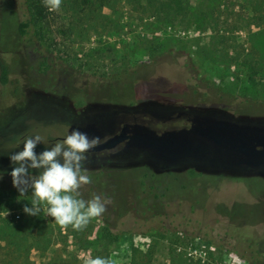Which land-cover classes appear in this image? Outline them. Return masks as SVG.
Returning a JSON list of instances; mask_svg holds the SVG:
<instances>
[{
	"label": "rangeland",
	"instance_id": "obj_1",
	"mask_svg": "<svg viewBox=\"0 0 264 264\" xmlns=\"http://www.w3.org/2000/svg\"><path fill=\"white\" fill-rule=\"evenodd\" d=\"M84 1L49 11L0 0V264H264V160L211 139L207 155L163 156L140 140L87 153L81 198L108 203L82 231L23 211L31 190L13 186L9 157L26 138L41 136L39 154L71 127L106 138L119 122L155 138L195 120L264 133V0H182L185 14L156 0Z\"/></svg>",
	"mask_w": 264,
	"mask_h": 264
},
{
	"label": "clouds",
	"instance_id": "obj_2",
	"mask_svg": "<svg viewBox=\"0 0 264 264\" xmlns=\"http://www.w3.org/2000/svg\"><path fill=\"white\" fill-rule=\"evenodd\" d=\"M44 5L49 11H55L60 8L61 0H44ZM40 143L39 135L26 138L23 150L9 157L14 165L10 173L13 186L20 196L31 190L32 206L25 205L23 211L30 216H38L43 211L62 229L71 226L82 231L91 219L100 217L107 210L108 201L100 195L85 200L79 191L92 182L85 163L87 153L100 143V139L90 138L86 132L74 128L62 141L37 154L35 149ZM85 264H116V261L96 257L88 258Z\"/></svg>",
	"mask_w": 264,
	"mask_h": 264
},
{
	"label": "flooded vegetation",
	"instance_id": "obj_3",
	"mask_svg": "<svg viewBox=\"0 0 264 264\" xmlns=\"http://www.w3.org/2000/svg\"><path fill=\"white\" fill-rule=\"evenodd\" d=\"M70 130H72V127L69 128V133ZM79 130L86 132L90 138L99 137L100 142L115 134L123 133L126 139L122 143L140 140L145 143L146 147L157 149L163 156L172 155L175 151H178L179 153L177 155L180 156L190 155L192 153L196 155L198 153L199 155H207L208 149L206 141L211 139L215 142L214 144L216 146L235 149L249 161L264 160V133L261 134L259 128L240 127L237 124L224 121L210 122L207 120H195L194 125H191L189 122L181 125V129L179 130L180 135L196 134L203 140L202 143H199L198 148L187 143L188 141L182 143V146H179L172 139L174 135L172 132L163 138L159 136L156 138L151 137L148 135L146 129L138 126L136 123L119 122L116 130L106 138L98 136V133L90 127ZM64 138L62 137V140Z\"/></svg>",
	"mask_w": 264,
	"mask_h": 264
},
{
	"label": "trees",
	"instance_id": "obj_4",
	"mask_svg": "<svg viewBox=\"0 0 264 264\" xmlns=\"http://www.w3.org/2000/svg\"><path fill=\"white\" fill-rule=\"evenodd\" d=\"M82 2H85L84 0H82ZM156 7L157 9H165V10H171L176 14H185L186 12V6L185 3L182 0H156ZM26 11L29 13L30 17L29 20H35L36 17H40V11L39 9L33 5L32 3L28 4ZM36 16V17H35ZM26 22H21L18 24V33L19 34H23L24 30L23 28L26 27ZM8 68L7 66L0 61V83L2 85H4L7 80H8ZM160 80V79H158ZM162 81V79L160 80V82ZM153 86H155V84L153 83H149L148 87L152 88ZM183 125V124H181ZM174 135L172 136V139L174 140V142H176L179 146H182L181 144L188 141L187 138L185 136L180 135V133L175 134L174 132H172ZM3 177L2 179H0V187H4L5 185L3 184ZM107 231V230H106ZM109 231L104 233V236H109ZM115 238V237H112Z\"/></svg>",
	"mask_w": 264,
	"mask_h": 264
},
{
	"label": "water",
	"instance_id": "obj_5",
	"mask_svg": "<svg viewBox=\"0 0 264 264\" xmlns=\"http://www.w3.org/2000/svg\"><path fill=\"white\" fill-rule=\"evenodd\" d=\"M125 139H126V136L123 133L115 134L113 136L106 138L104 141L100 142L90 152H100L104 150H111L115 148L117 145L121 144Z\"/></svg>",
	"mask_w": 264,
	"mask_h": 264
},
{
	"label": "built area",
	"instance_id": "obj_6",
	"mask_svg": "<svg viewBox=\"0 0 264 264\" xmlns=\"http://www.w3.org/2000/svg\"><path fill=\"white\" fill-rule=\"evenodd\" d=\"M2 215H3V216H8V213L6 212V213H4V214H2ZM13 217H14L15 219H18L19 214H14Z\"/></svg>",
	"mask_w": 264,
	"mask_h": 264
}]
</instances>
